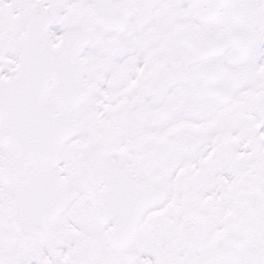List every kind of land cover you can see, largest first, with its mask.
Wrapping results in <instances>:
<instances>
[{
	"label": "snow or ice",
	"instance_id": "1",
	"mask_svg": "<svg viewBox=\"0 0 264 264\" xmlns=\"http://www.w3.org/2000/svg\"><path fill=\"white\" fill-rule=\"evenodd\" d=\"M0 264H264V0H0Z\"/></svg>",
	"mask_w": 264,
	"mask_h": 264
}]
</instances>
